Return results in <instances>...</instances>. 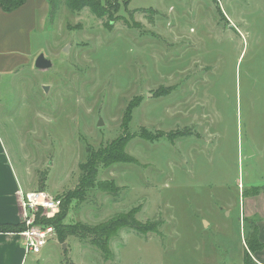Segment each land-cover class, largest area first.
Segmentation results:
<instances>
[{"label": "rangeland", "instance_id": "obj_1", "mask_svg": "<svg viewBox=\"0 0 264 264\" xmlns=\"http://www.w3.org/2000/svg\"><path fill=\"white\" fill-rule=\"evenodd\" d=\"M83 1L96 8L47 0L31 38L51 65L2 83L0 129L22 182L71 193L66 237L27 264H244L264 222L248 204L264 186V0ZM121 135L134 159L101 161ZM88 154L93 186L81 183ZM129 213L156 229L120 228L107 256L70 232Z\"/></svg>", "mask_w": 264, "mask_h": 264}, {"label": "crops", "instance_id": "obj_2", "mask_svg": "<svg viewBox=\"0 0 264 264\" xmlns=\"http://www.w3.org/2000/svg\"><path fill=\"white\" fill-rule=\"evenodd\" d=\"M47 4V0H27L26 3L19 6L17 10L11 12L0 7L1 118H3L1 112L4 106L2 92L6 88L3 87L2 83L5 79H8L11 74H18L24 65H32L35 60V56L40 51L41 47L37 50H33L31 36L36 28L39 27L40 11L46 8L45 6ZM8 84L10 85L9 81ZM9 154L8 147L3 139L2 130L0 129V222L21 223L24 222V209L21 204V196L26 191L32 189L30 188L31 184L28 180L22 182L10 160ZM248 204H254L255 208L253 210L252 207H250L249 213H264V194L260 193L248 197ZM260 205L262 208L259 207ZM243 208H241L242 212ZM204 221L206 225L209 223L207 219H204ZM257 223L261 228L259 238L261 241H264V232L262 231L264 222ZM25 241L22 232H0V264H27L28 261L31 263L37 261V253L28 252L25 248ZM45 246H43V249ZM256 254V257L258 255H263L264 250L257 251ZM257 260L261 264H264V261L259 257H257Z\"/></svg>", "mask_w": 264, "mask_h": 264}, {"label": "trees", "instance_id": "obj_3", "mask_svg": "<svg viewBox=\"0 0 264 264\" xmlns=\"http://www.w3.org/2000/svg\"><path fill=\"white\" fill-rule=\"evenodd\" d=\"M27 0H0V7L8 12L15 11L18 9L19 6L23 5L26 3ZM55 0H48L49 5L52 7L54 5ZM91 6L92 9H95V3L91 1H83L81 0H75L74 6L69 5L71 8H75V6ZM53 8V7H52ZM54 12L53 10H51ZM129 137L121 135L117 137L116 139L112 140V144L103 150L101 152L102 157L101 161L105 163H113L115 161H120V162H128L132 161L134 158L130 155H127L125 153V147L128 143ZM96 154H94L95 156ZM90 157L88 154V162L85 163L82 167V171L85 172L82 177L83 186H93L95 183L97 184L96 180V175L98 173V167L95 164L97 161L96 157ZM95 159V160H94ZM105 184V182H103ZM104 190H109L107 186H102ZM264 194V186H257L255 188V194L259 193ZM79 193V190L78 192ZM76 193V194H77ZM61 199V209L60 211L55 215L54 218H46L44 216L40 215V212L36 214V220L34 224L38 225H43L45 227L47 226H52L55 230V233L59 235L60 239H64L66 236L64 233V228L62 226V222L64 219V216L66 215L68 206H69V201L71 199V193L68 196H56ZM81 197V194L78 196ZM27 227L26 222H21V223H3L0 222V232H10V231H15V232H23L25 231ZM122 227H132L136 229L137 231L141 232H148L156 229L155 224L151 226H147L139 222L136 217L132 214H123L115 217L114 219H110L109 221H106L104 223H101L98 226H89V225H80L77 228L74 226L73 228H70L71 234H74L81 239H85L86 237L91 238V241L100 248V250L103 251L105 256L110 254V247L108 246L109 244V239L117 233V231L122 228ZM253 230L250 234L246 237V242L248 249L244 253V264H256L254 261V258L251 256L253 252L263 250L264 249V241H261L259 238V227L256 225V222H253L252 226Z\"/></svg>", "mask_w": 264, "mask_h": 264}, {"label": "built area", "instance_id": "obj_4", "mask_svg": "<svg viewBox=\"0 0 264 264\" xmlns=\"http://www.w3.org/2000/svg\"><path fill=\"white\" fill-rule=\"evenodd\" d=\"M21 204L24 209V222L27 227L22 234L25 237V248L28 252L41 253L49 239L55 235V230L52 226H43L34 224L36 214L40 212L41 216L46 218H54L61 209V199L52 197L44 190L26 191L21 196Z\"/></svg>", "mask_w": 264, "mask_h": 264}, {"label": "water", "instance_id": "obj_5", "mask_svg": "<svg viewBox=\"0 0 264 264\" xmlns=\"http://www.w3.org/2000/svg\"><path fill=\"white\" fill-rule=\"evenodd\" d=\"M35 65H36L37 67L48 68V67L51 65V60H48V59L45 57L44 53H41V54H39V56L36 58V60H35ZM44 88L47 90V89H48V86L45 85ZM102 123H103V120L100 119V121H99L98 124L100 125V124H102ZM251 151H252V149H251V147H250L249 144H248V146H247V152L250 153Z\"/></svg>", "mask_w": 264, "mask_h": 264}]
</instances>
